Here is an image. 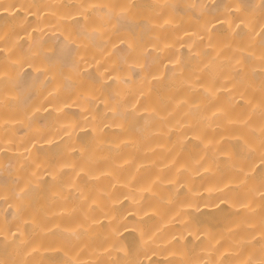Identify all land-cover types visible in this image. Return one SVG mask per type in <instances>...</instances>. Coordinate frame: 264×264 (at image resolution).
Wrapping results in <instances>:
<instances>
[{
    "label": "bare ground",
    "instance_id": "obj_1",
    "mask_svg": "<svg viewBox=\"0 0 264 264\" xmlns=\"http://www.w3.org/2000/svg\"><path fill=\"white\" fill-rule=\"evenodd\" d=\"M0 264H264V0H0Z\"/></svg>",
    "mask_w": 264,
    "mask_h": 264
}]
</instances>
